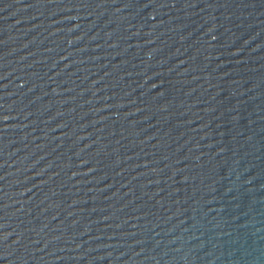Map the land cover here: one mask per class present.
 <instances>
[{
    "label": "water",
    "instance_id": "water-1",
    "mask_svg": "<svg viewBox=\"0 0 264 264\" xmlns=\"http://www.w3.org/2000/svg\"><path fill=\"white\" fill-rule=\"evenodd\" d=\"M0 264H264V0H0Z\"/></svg>",
    "mask_w": 264,
    "mask_h": 264
}]
</instances>
